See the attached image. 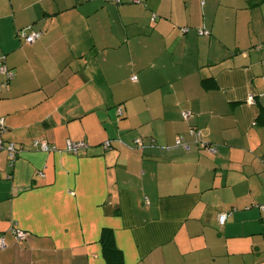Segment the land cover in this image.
I'll return each mask as SVG.
<instances>
[{"label":"crops","instance_id":"1","mask_svg":"<svg viewBox=\"0 0 264 264\" xmlns=\"http://www.w3.org/2000/svg\"><path fill=\"white\" fill-rule=\"evenodd\" d=\"M120 2L0 0V264H264V1Z\"/></svg>","mask_w":264,"mask_h":264},{"label":"built area","instance_id":"2","mask_svg":"<svg viewBox=\"0 0 264 264\" xmlns=\"http://www.w3.org/2000/svg\"><path fill=\"white\" fill-rule=\"evenodd\" d=\"M30 33H29V32ZM201 34H209L208 31L202 29L200 31ZM18 36H20V38H22L27 44H33L35 42H37L38 40H40L42 38L43 33L42 32H38V31H31L29 29H24V30H19L17 32ZM0 73L4 74L6 76L7 81L13 79L14 74L12 72V70H10L5 63H0ZM134 80H137V77L135 76L133 78ZM249 103L254 104L255 103V99L253 96H250V98L248 99ZM183 117L185 118V120H189L191 117V114L187 111L183 112ZM7 129V125H6V118L0 116V135L4 134L6 132ZM189 135L191 137H200L201 136V132L200 131H195L194 129H192L189 132ZM177 145L179 147H183L184 149H186L187 151H189L191 149V144L187 143L184 141V137H179L177 139ZM34 144L36 146H39L44 152H53V151H58V148L56 146H52L50 144H48L47 142H43V141H39L36 140L34 142ZM88 147V144L84 141H80V142H71L69 141L67 143L66 146V150L72 152V153H78L80 150L85 149ZM103 147L105 149H109L112 147V143L111 142H107L103 145ZM0 150H6L8 152V155L10 157V160L13 162L18 154H19V148L17 147L16 144L14 143H9L8 145H5V143L3 142V140H0ZM213 152H217V149H213ZM264 208V207H263ZM229 214L228 213H222L219 216V222L220 224H224L226 222V220L228 219ZM16 236L18 240H24L26 237V233L21 231V230H17L16 231ZM7 247V243L4 237L0 238V248L1 249H5Z\"/></svg>","mask_w":264,"mask_h":264},{"label":"trees","instance_id":"3","mask_svg":"<svg viewBox=\"0 0 264 264\" xmlns=\"http://www.w3.org/2000/svg\"><path fill=\"white\" fill-rule=\"evenodd\" d=\"M260 1H264V0H260ZM114 2L116 3V4H120L121 2H120V0H114ZM25 29H29V30H31V31H38V30H34L33 29V27L32 26H29L28 28H25ZM20 30H24V29H20ZM204 30H206V29H204ZM19 31V30H18ZM17 31V32H18ZM207 31V30H206ZM29 32V31H28ZM38 32H42L43 34H44V32L43 31H38ZM30 33V32H29ZM17 36H18V34H17ZM43 36V35H42ZM19 38H20V36H18ZM20 39H22V38H20ZM42 39V38H41ZM40 39V40H41ZM23 40V39H22ZM40 40H38V41H40ZM24 41V40H23ZM37 41V42H38ZM25 42V41H24ZM26 43V42H25ZM36 43V42H35ZM27 44V43H26ZM261 47L262 48H264V43L263 44H261ZM6 77V76H5ZM185 119V118H184ZM264 206L262 205L261 206V208L263 209V211H264V208H263ZM229 214V216H231V212H229L228 213ZM229 218V217H228ZM225 224V223H224ZM224 224H222V225H224ZM3 237V236H2ZM1 238V237H0ZM6 240V239H5ZM102 242H103V246H104V249L106 250V251H110V250H113V249H116L115 248V238H114V233H113V231L111 230V229H108V228H105L104 229V231H103V233H102ZM7 243V242H6ZM7 248V247H6ZM5 248V249H6ZM1 249V248H0ZM120 258V257H119ZM121 259V258H120ZM115 264V263H114ZM118 264H122L121 262H119Z\"/></svg>","mask_w":264,"mask_h":264}]
</instances>
